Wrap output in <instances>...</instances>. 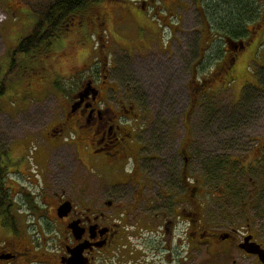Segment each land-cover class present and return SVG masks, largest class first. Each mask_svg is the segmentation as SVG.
<instances>
[{
  "label": "flooded vegetation",
  "instance_id": "af4514ba",
  "mask_svg": "<svg viewBox=\"0 0 264 264\" xmlns=\"http://www.w3.org/2000/svg\"><path fill=\"white\" fill-rule=\"evenodd\" d=\"M151 8V14L159 17L158 7ZM196 8L203 26L205 8ZM147 9L151 10L149 2L144 1L125 14L134 24H142ZM174 9L159 17L165 27H170ZM261 28V22L250 27L244 41L223 39L222 49L213 44L209 62L203 61L198 44L190 73V81L193 76L194 80L187 88L188 110L213 108L201 101L234 84L237 61L252 46L264 45L263 40L253 39ZM253 62L254 54L249 64L252 78L244 84L261 91L257 75L264 62H255L256 66ZM113 69L106 57L101 58L99 69L67 97L62 115L39 129L44 144L37 138L35 153L45 160L71 138L79 149L76 159L85 175L81 181L61 182L64 175L57 171L48 180L46 161L34 159L33 164L26 153L23 168L34 173L26 177L36 189L32 191L15 176L18 169L7 165L8 153L1 152L7 198L0 200V264H264V203L252 204L258 183L252 199L250 193L240 201L231 185H206L200 176L189 182L186 134L178 145L177 179L171 181L159 166L167 147L160 126L169 121L152 119L150 108L128 88L120 92L111 79ZM258 147L242 161L234 160L239 166L229 168V179L242 185L244 193L252 185L250 170L255 171L256 181L262 175L257 161L262 159L264 143ZM218 170L228 171L223 162ZM240 171L243 178H235L232 173ZM12 173L15 177L8 176ZM38 177L40 183L34 180ZM205 186L210 187L207 192Z\"/></svg>",
  "mask_w": 264,
  "mask_h": 264
},
{
  "label": "rangeland",
  "instance_id": "374dc122",
  "mask_svg": "<svg viewBox=\"0 0 264 264\" xmlns=\"http://www.w3.org/2000/svg\"><path fill=\"white\" fill-rule=\"evenodd\" d=\"M37 1L0 0V82L10 65L8 52L17 47L36 22L31 7ZM144 1L149 2L151 10L147 9L144 23L134 24L125 13L133 11L135 4ZM207 1L103 0L76 14L72 25L57 44L41 48L33 55L19 56L18 59L25 62V68L9 79L6 90L0 96V152L8 153L7 165L12 170L18 169L19 175L15 173V176L19 177V181L26 188L36 190L26 178L34 173L23 168L26 153H29L33 164H36L34 159L46 161L45 176L48 180L51 179L50 174L56 171L64 175L65 179L61 182L82 180L83 167L76 159L79 149L73 145L71 138L65 146L51 150L46 160L43 154L39 156L35 153L37 138L44 144L39 129L54 116L62 115V108L76 91V86L94 74L100 67L101 58L106 57L108 64L115 68L110 70V75L118 83V90L124 92L128 88L129 93H134L150 108L152 119L169 121L167 126H160V133L167 136L164 137L166 152H163L166 156H160L159 160L163 162L159 164L163 174H169L171 181H176L180 166L178 145L186 134L190 154L189 182L200 176L206 185L219 182L231 185L233 191L240 194L236 196L240 201L250 193L248 199H252L253 189L258 183L260 190L253 193L252 204L264 203V149H260L262 159L257 161V172L262 173L259 181L255 180V171L250 170L251 188L244 193L242 185L238 186L233 183L236 180L232 182L229 179V168L239 166L234 160L242 161L253 149L254 153L258 151L259 143H264V90L254 91L248 87L249 84H244L250 82L253 73V65L249 66L253 54L255 62H264V45L252 46L246 51L248 55L237 61L238 79L234 84L201 101L202 105L207 103L213 108L197 106L188 110L187 88L194 80L193 76L190 81V73L192 66L196 65L198 44L202 55L210 44V50L213 44L220 49L225 44L216 32H212V36L208 31L201 30L203 26L196 6L205 7ZM257 2L262 15L261 27L264 28V0ZM185 6L186 11L183 10ZM151 7H158L161 11L159 17L175 8L173 16L169 15V28L156 14H151ZM163 7L169 9L165 11ZM256 24H251V27ZM173 26L179 31L175 32ZM216 39L220 41L214 42ZM253 39L264 41V31L254 35ZM244 53L241 52L242 55ZM197 77H200V70ZM233 101L235 105L232 106ZM247 102L250 108L243 105ZM185 118L187 126L183 123ZM222 162L228 171L218 170ZM241 167H244L243 164ZM232 174L235 178V175L243 178L242 172ZM8 176L15 177L13 173ZM39 178L34 180L40 183ZM208 188L203 187L205 192Z\"/></svg>",
  "mask_w": 264,
  "mask_h": 264
},
{
  "label": "trees",
  "instance_id": "16d2710c",
  "mask_svg": "<svg viewBox=\"0 0 264 264\" xmlns=\"http://www.w3.org/2000/svg\"><path fill=\"white\" fill-rule=\"evenodd\" d=\"M101 1L103 0H38L31 7L32 13L36 17L31 32L19 41L14 50L8 52L10 65L0 82V96L6 90L9 79L25 68L23 66L25 62H21L18 59L19 56L33 55L38 53L41 48H48L57 44L63 33L72 25V18L76 14L83 13ZM204 8V25L201 30L203 32L208 31L212 36V32H216L218 37L234 41L245 40L248 37V29L251 24L260 22L262 17L257 0H209ZM263 31L264 28H261L259 33ZM209 47L202 55L207 62L211 61L212 58V49L210 50ZM194 68L195 66H192L191 69ZM257 81L263 91L264 68L259 70ZM247 103L243 105L250 108V103ZM244 113L240 114V117ZM1 154L0 152V156ZM219 166L220 164H218ZM5 172L6 170L0 166V200L7 198L3 187Z\"/></svg>",
  "mask_w": 264,
  "mask_h": 264
}]
</instances>
